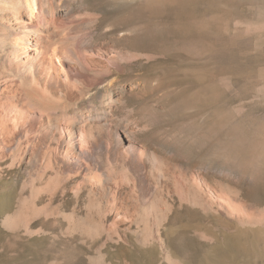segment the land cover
<instances>
[{
    "label": "rangeland",
    "instance_id": "rangeland-1",
    "mask_svg": "<svg viewBox=\"0 0 264 264\" xmlns=\"http://www.w3.org/2000/svg\"><path fill=\"white\" fill-rule=\"evenodd\" d=\"M29 5L81 90L10 68ZM0 264H264V0L0 1Z\"/></svg>",
    "mask_w": 264,
    "mask_h": 264
},
{
    "label": "bare ground",
    "instance_id": "bare-ground-1",
    "mask_svg": "<svg viewBox=\"0 0 264 264\" xmlns=\"http://www.w3.org/2000/svg\"><path fill=\"white\" fill-rule=\"evenodd\" d=\"M0 1L6 2L7 0ZM35 9L36 7H31L30 12L32 14V18L29 22H22L20 23V26L13 25V28L18 31L20 30V32H33L35 34V39L31 42L30 40H24V38H19L17 42L15 40L16 43L14 45V50L12 49L10 51V68L13 71H16L19 78L28 85L30 94H36L37 96H41L43 98L53 99L57 93L64 95L68 87L75 90H81L85 86V76L90 75L92 70L82 63L76 48L72 45L73 42L69 39L65 37L63 39L61 38L62 40L58 46H51V44L48 46V44H45L46 40L51 38L53 32L55 31L53 23L45 15L36 14ZM9 17L10 20H12V23H14V21L18 22V20L21 19V17L16 15H9ZM41 18H43V20H40ZM47 41L50 43L49 40ZM29 49L32 51L29 52ZM61 73H64L66 77L65 83L59 78ZM32 97L33 99L35 98L33 95ZM49 109L50 108H48V110ZM49 113H51V109ZM53 117L51 115L48 116V125L59 132V124ZM88 127L89 130L87 135H85L87 136L85 139H94L93 126ZM81 139L83 138H80V144L83 142ZM70 142L72 143V146H74V141L71 140ZM83 146L86 148L85 145ZM81 152L82 153H80V155L82 154L84 156L83 158L88 160L93 158L92 151L87 148ZM85 168L86 167L84 166L82 169Z\"/></svg>",
    "mask_w": 264,
    "mask_h": 264
}]
</instances>
